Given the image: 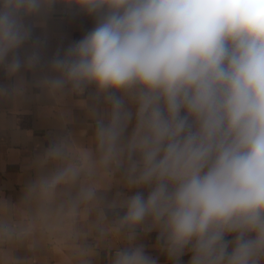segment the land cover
<instances>
[{
  "label": "clouds",
  "instance_id": "clouds-1",
  "mask_svg": "<svg viewBox=\"0 0 264 264\" xmlns=\"http://www.w3.org/2000/svg\"><path fill=\"white\" fill-rule=\"evenodd\" d=\"M60 4L96 23L45 61ZM0 71L62 129L0 196V264H158L152 232L171 264H264V0H0Z\"/></svg>",
  "mask_w": 264,
  "mask_h": 264
},
{
  "label": "crops",
  "instance_id": "crops-1",
  "mask_svg": "<svg viewBox=\"0 0 264 264\" xmlns=\"http://www.w3.org/2000/svg\"><path fill=\"white\" fill-rule=\"evenodd\" d=\"M94 16H89L74 7L56 5L44 22V27L34 29V37L44 44L42 54L44 60H50L59 50L67 48L71 43L80 40L95 26ZM25 79L31 83L34 79L32 72L25 73ZM3 71H0V85H8ZM91 91V90H90ZM87 95V93H86ZM52 101L40 94L38 88L32 87L25 100L19 105L18 111L13 115V106L0 102V114L4 119L0 120V196L12 202H17L22 196L26 183L32 178L33 173L28 169V163L33 157L46 148L50 141L62 133L59 121L46 112ZM74 124L68 126V130H81L92 121L86 118L85 113L72 105ZM14 121L15 127L7 122ZM91 130H88L90 136ZM135 189L129 195L135 194ZM144 194L147 192L145 190ZM112 194L110 193L109 196ZM157 233L152 232L144 237L146 252L156 258L158 264H171L167 255L154 247ZM21 250L19 255H25ZM109 255L114 252L103 250L97 260V264H108ZM60 257L52 253L47 264H58ZM190 254L181 257L180 264H188Z\"/></svg>",
  "mask_w": 264,
  "mask_h": 264
}]
</instances>
